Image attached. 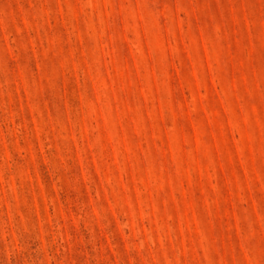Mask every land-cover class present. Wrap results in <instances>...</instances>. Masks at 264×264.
I'll use <instances>...</instances> for the list:
<instances>
[{
	"label": "rangeland",
	"instance_id": "obj_1",
	"mask_svg": "<svg viewBox=\"0 0 264 264\" xmlns=\"http://www.w3.org/2000/svg\"><path fill=\"white\" fill-rule=\"evenodd\" d=\"M0 264H264V0H0Z\"/></svg>",
	"mask_w": 264,
	"mask_h": 264
}]
</instances>
